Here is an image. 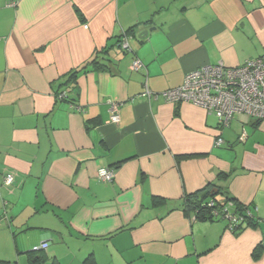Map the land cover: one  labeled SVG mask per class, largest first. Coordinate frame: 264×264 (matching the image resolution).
Here are the masks:
<instances>
[{
	"label": "crops",
	"instance_id": "crops-1",
	"mask_svg": "<svg viewBox=\"0 0 264 264\" xmlns=\"http://www.w3.org/2000/svg\"><path fill=\"white\" fill-rule=\"evenodd\" d=\"M10 1L0 0V261L264 264V120L239 114L221 128L203 108L142 95L261 57L264 0ZM108 50L111 71L89 68L67 89L71 72ZM211 184L257 210L258 227L236 235L226 221L153 208Z\"/></svg>",
	"mask_w": 264,
	"mask_h": 264
},
{
	"label": "built area",
	"instance_id": "built-area-1",
	"mask_svg": "<svg viewBox=\"0 0 264 264\" xmlns=\"http://www.w3.org/2000/svg\"><path fill=\"white\" fill-rule=\"evenodd\" d=\"M19 0H11L8 7L15 8ZM87 28V27H86ZM122 49L130 51L127 38L122 42ZM143 68L139 60L132 64V70L139 72ZM144 97L157 99L159 97L169 104L191 103L203 108L209 114H213L219 120L221 128H227L235 116L245 114L258 121L264 120V54L257 58L247 60L240 67H227L222 63L206 65L189 73L184 83L175 89L167 90L161 95L154 94L148 87L145 88ZM66 94L59 96L64 100ZM111 122L118 125L121 122L120 105L109 102ZM247 133L244 132L239 140L244 142ZM225 142L218 138L216 147H221ZM100 178L112 182L115 172L112 169L100 171ZM3 184L12 187L15 184V176L7 173L3 177ZM253 209L248 214L256 213ZM234 224L235 219L227 216L226 222ZM47 245H42L46 249ZM38 250V249H36Z\"/></svg>",
	"mask_w": 264,
	"mask_h": 264
},
{
	"label": "trees",
	"instance_id": "trees-1",
	"mask_svg": "<svg viewBox=\"0 0 264 264\" xmlns=\"http://www.w3.org/2000/svg\"><path fill=\"white\" fill-rule=\"evenodd\" d=\"M135 31L136 27L129 29L126 35L122 36L119 40V48L122 52H126L122 49V42L126 36L135 35ZM109 53L110 51L108 50L96 54V56L89 61L87 65L71 72L68 81L64 84L67 86V89H75L78 76L82 73L88 72L87 70L89 68L92 70L111 71V67L107 64L110 63L111 60L106 56L109 55ZM153 208L157 211L166 212L167 210V213H172L180 208L186 214L192 213L198 221H226L227 216L233 217L235 219L234 224H231L228 221L227 228L236 235L240 234L247 228H257L260 224V219L256 214H248L251 210H253L251 206L237 201L228 193L226 189L213 184L201 191L192 194H185L181 200L177 202L155 197L153 199ZM34 252H37V250H34L33 253ZM42 262V258L32 261L33 264H41ZM0 264L11 263L7 261H0Z\"/></svg>",
	"mask_w": 264,
	"mask_h": 264
},
{
	"label": "rangeland",
	"instance_id": "rangeland-1",
	"mask_svg": "<svg viewBox=\"0 0 264 264\" xmlns=\"http://www.w3.org/2000/svg\"><path fill=\"white\" fill-rule=\"evenodd\" d=\"M33 249H35V248H32L31 250H33ZM34 254H35L34 256H36V257H37V255H43L42 253L40 254V252H35ZM9 261H12L13 263L18 261L17 264H30L27 255L15 257V258L13 257V259L9 260ZM43 264H52V261L50 262V261L46 260V261H44Z\"/></svg>",
	"mask_w": 264,
	"mask_h": 264
},
{
	"label": "water",
	"instance_id": "water-1",
	"mask_svg": "<svg viewBox=\"0 0 264 264\" xmlns=\"http://www.w3.org/2000/svg\"><path fill=\"white\" fill-rule=\"evenodd\" d=\"M151 31H152V30H147V31H145L144 33H142V34L140 35V38H145V37H147Z\"/></svg>",
	"mask_w": 264,
	"mask_h": 264
}]
</instances>
